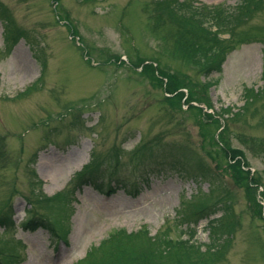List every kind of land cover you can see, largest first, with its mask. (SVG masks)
Here are the masks:
<instances>
[{
    "label": "rangeland",
    "instance_id": "obj_1",
    "mask_svg": "<svg viewBox=\"0 0 264 264\" xmlns=\"http://www.w3.org/2000/svg\"><path fill=\"white\" fill-rule=\"evenodd\" d=\"M175 1L218 41L169 19L173 0H0V264H85L116 232L176 242L184 212L223 201L233 228L212 264H264V0ZM183 157L213 178L194 180ZM210 230L191 233L202 251Z\"/></svg>",
    "mask_w": 264,
    "mask_h": 264
},
{
    "label": "trees",
    "instance_id": "obj_2",
    "mask_svg": "<svg viewBox=\"0 0 264 264\" xmlns=\"http://www.w3.org/2000/svg\"><path fill=\"white\" fill-rule=\"evenodd\" d=\"M167 7V16L169 19L182 21L184 25L190 26L192 28H199L201 33H205L207 37L216 42L217 38L213 33L205 28H203V20L201 18V12L198 9L192 10L190 6H186L183 2L179 3L173 0L172 4ZM218 41V40H217ZM195 44L191 46L183 45L187 48V52L191 58L197 61H205L211 56L207 50L204 48L194 47ZM185 48V49H186ZM217 64H210L208 68L212 69L215 65H220L219 61H216ZM213 65V66H212ZM145 73H149L152 77H156L155 80H160L158 77L166 78L161 71L155 70L151 65L146 64L143 67ZM155 72L157 74L155 75ZM169 81L167 82V85ZM179 84H174V79H170V85L166 89L167 94H175V98L180 100L184 95L179 91L181 89ZM257 92L249 90L244 96L249 98V102H252L254 98L258 97ZM189 99L186 102H191ZM196 103H200L198 100H194ZM187 103V104H188ZM202 104H205L203 102ZM206 107H208L206 105ZM201 108H199L200 110ZM202 111V110H200ZM222 111V117L228 119L236 116L238 113H233L231 109L224 108ZM210 115L206 116L209 118ZM223 153L228 160L229 171L235 173H244L247 178H243L248 181L249 186H254L255 188H262L258 186V183L252 179L248 178L250 171L244 172L243 168L246 166L243 163L242 154L235 150L223 149ZM186 164L180 166L181 168L186 169L188 173L194 180H210L213 178V174L209 167L201 161L200 158H185ZM90 166L86 169H89ZM213 170V169H212ZM231 174V173H230ZM82 175V174H81ZM87 172L84 173L78 181H84L87 178ZM258 203V202H257ZM257 209L261 206L257 204ZM218 210L214 209V205L205 204L204 206H199L194 210L182 215V221L185 229V239H179L176 242L166 238H150L146 231L137 232L135 234H125L121 232H116L112 234L109 239L102 245L98 246L95 250H92L88 256L85 264H212L221 259V251H223L227 245L229 238L231 237V230L233 224L230 221L231 216V206L229 201L219 202ZM258 210L259 212H261ZM221 211L222 217L216 222H212L211 217L217 215ZM224 218V219H223ZM202 220H207L208 225H210V235H211V244L204 248L200 247L196 240L195 234H192L196 230L198 223ZM229 223L227 224V221ZM30 224H36V219L30 221ZM218 224V225H216ZM41 227L47 228L46 224H39ZM215 229V230H214ZM215 233H214V232ZM63 238L66 236V233L62 235ZM223 242H217L216 239L220 237Z\"/></svg>",
    "mask_w": 264,
    "mask_h": 264
}]
</instances>
